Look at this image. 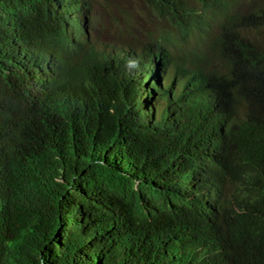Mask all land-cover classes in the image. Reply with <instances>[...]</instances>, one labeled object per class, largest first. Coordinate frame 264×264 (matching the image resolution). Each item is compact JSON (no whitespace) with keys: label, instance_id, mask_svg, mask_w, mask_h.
I'll return each mask as SVG.
<instances>
[{"label":"trees","instance_id":"16d2710c","mask_svg":"<svg viewBox=\"0 0 264 264\" xmlns=\"http://www.w3.org/2000/svg\"><path fill=\"white\" fill-rule=\"evenodd\" d=\"M96 4L0 0V264H240L231 253L210 255L198 232L136 229L131 217L140 207L164 196L183 210L194 202L191 176L177 170L199 151L181 147L180 113L198 118L200 108L155 86L146 97L134 93L144 53L133 18L104 0L118 18L112 34L127 38L92 43L77 15L90 21ZM170 10L186 18L177 3ZM228 16L238 31L237 15ZM263 27L264 12L253 13L247 29ZM247 43L219 34L216 63L203 55L226 101L245 87L264 101V47L241 59ZM219 162L264 186V148Z\"/></svg>","mask_w":264,"mask_h":264},{"label":"clouds","instance_id":"9594fccd","mask_svg":"<svg viewBox=\"0 0 264 264\" xmlns=\"http://www.w3.org/2000/svg\"><path fill=\"white\" fill-rule=\"evenodd\" d=\"M99 1L103 2L104 12H110L105 10L104 0H97L96 6ZM110 2L127 17L132 16L129 11L134 2L140 9L138 17L132 16L130 22L134 27L135 23L140 24L138 42L144 53L141 55L144 72L134 77V93L146 97L155 86L168 99L188 95L198 101L200 108L198 118L188 111L180 113L187 130L181 147L199 151L188 167L185 168L186 163L177 170L191 176L193 190L186 193L194 202L183 210L177 200L164 196L155 207H140L131 217L136 229L147 235L152 229L167 227L179 238L198 232L202 244L214 257L231 253L240 264H264V186L257 187L254 176L243 182V167L229 170L219 162L227 158L231 165L237 154L246 156L264 148V101L247 87L228 95L226 101L210 81L203 59L205 55L208 62L216 63L212 44L219 34L231 40L246 37L248 43L242 48L240 58L256 56V46L264 47V27L250 32L247 25L253 13L264 12V0L257 7L250 0ZM174 3L180 6L184 16L186 13V18L170 10ZM229 14L237 15L238 31ZM77 17L86 35L82 39L99 42L101 31L108 32L95 29L85 11ZM126 38L119 36L110 43H101L108 46ZM151 100L157 103L154 98Z\"/></svg>","mask_w":264,"mask_h":264},{"label":"rangeland","instance_id":"374dc122","mask_svg":"<svg viewBox=\"0 0 264 264\" xmlns=\"http://www.w3.org/2000/svg\"><path fill=\"white\" fill-rule=\"evenodd\" d=\"M102 3V1H99V4L95 7L94 11L92 12L91 25L95 29H101L103 27L106 28L108 32H103L100 40L103 43H110L111 41H114L116 38L119 37L117 34H112V30L116 26V21H118V18L113 14L104 12L102 8ZM130 10L131 11L129 12L132 16L138 17L140 9L135 2L131 5ZM135 27L138 30L140 28V24L135 23Z\"/></svg>","mask_w":264,"mask_h":264}]
</instances>
